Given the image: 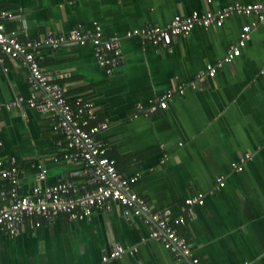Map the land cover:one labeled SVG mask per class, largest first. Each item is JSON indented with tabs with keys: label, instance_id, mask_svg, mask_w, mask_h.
Returning <instances> with one entry per match:
<instances>
[{
	"label": "crops",
	"instance_id": "crops-1",
	"mask_svg": "<svg viewBox=\"0 0 264 264\" xmlns=\"http://www.w3.org/2000/svg\"><path fill=\"white\" fill-rule=\"evenodd\" d=\"M226 2L0 0V8L12 11L5 31L20 40L68 35L73 28L85 32L93 21L105 36L118 35L121 55L111 72L97 63L91 45L71 41L44 47L40 65L65 89L72 107L78 97L93 103L91 123H107L96 137L122 174L138 173L133 188L154 211L176 217L186 197L206 191L204 202L176 225L195 257L203 264H264V25L253 30L239 56L195 87L190 86L195 75L226 53L249 17L233 15L219 27L197 24L185 35H174L168 46L125 36L128 30L165 25L176 14L214 10ZM28 74L21 61L2 57L0 155L16 158L19 191L34 185L38 164L46 169L45 183L63 179L92 188L91 172L63 159V135L53 129L57 115L27 104ZM179 84L185 85L183 94H175L166 108L131 117L138 104L147 106ZM19 96L21 107H4ZM245 153L250 157L242 171H234L233 163ZM219 176L224 186L208 192ZM8 186L0 176V190ZM8 203L0 198V207ZM153 229L147 217L116 203L85 218L59 213L38 226L27 218L17 234L0 232V264H188V257L150 237ZM115 245L125 252L104 261Z\"/></svg>",
	"mask_w": 264,
	"mask_h": 264
},
{
	"label": "built area",
	"instance_id": "built-area-1",
	"mask_svg": "<svg viewBox=\"0 0 264 264\" xmlns=\"http://www.w3.org/2000/svg\"><path fill=\"white\" fill-rule=\"evenodd\" d=\"M211 3L212 0H205ZM233 15L249 17L241 26L238 38L231 44L226 53L215 62L207 63L199 71L191 87L203 81L206 77H213L217 70L225 63H230L240 55L243 47L251 38V33L257 27L264 25V2L259 0H227L217 9L207 8L204 12L191 11L187 15L176 14L165 25L147 24L141 28L128 30L125 36H139L150 44L162 43L169 45L174 35H185L194 26L201 24L205 27L222 26L225 20ZM10 10L0 8V61L3 56L17 59L28 68V82L32 91L26 100L30 107H38L44 111H53L57 117L53 129L60 131L65 142L63 159L80 162L84 170L91 172L94 186L90 189H80L69 180H57L45 183L46 169L38 164L35 173V183L28 192H20V169L14 156L8 159L0 155V176L9 186L0 190L1 199H9V203L0 207V232L6 235H15L25 219H33L34 225H40L41 220H51L59 213H66L70 219L85 218L91 215L95 208L109 209L112 203L124 206L127 212L135 216H145L152 223L154 229L150 237L176 252L188 257V264H203L192 254L186 239L181 236L176 225L183 224L185 217L193 212L196 205L204 202L206 191H198L193 196L186 197L181 206V213L176 217H169L167 211H154L148 202L133 188L138 179V173L122 174L116 167L114 158L107 155V146L96 135L107 127L105 121L92 124L95 119L94 105L87 99L78 97L75 107H72L65 89L53 83L51 76L40 65L42 49L44 47L58 48L68 42L89 44L93 48L97 63L107 72H111L119 62L121 49L118 35L105 36L98 21L92 22V27L85 32L73 28L68 35L49 33L42 40H20L15 32L5 31V21L12 18ZM80 27V25H79ZM184 84L165 89L147 106L138 104L132 118L140 114H150L156 109H164L167 102L175 94H183ZM24 103L22 96L4 104V107H21ZM250 157L245 153L232 168L240 172L245 161ZM224 177L219 176L208 192L224 186ZM121 246L115 245L110 253L103 256L107 261L124 253Z\"/></svg>",
	"mask_w": 264,
	"mask_h": 264
},
{
	"label": "trees",
	"instance_id": "trees-1",
	"mask_svg": "<svg viewBox=\"0 0 264 264\" xmlns=\"http://www.w3.org/2000/svg\"><path fill=\"white\" fill-rule=\"evenodd\" d=\"M68 92V91H67ZM69 99V98H68ZM70 100V99H69ZM108 155V154H107ZM108 156H110V155H108ZM111 157V156H110Z\"/></svg>",
	"mask_w": 264,
	"mask_h": 264
}]
</instances>
